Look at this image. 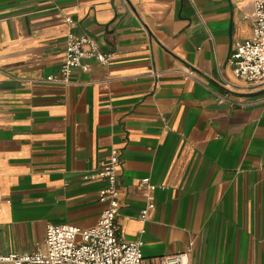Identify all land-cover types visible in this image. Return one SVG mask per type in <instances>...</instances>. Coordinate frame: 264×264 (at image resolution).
<instances>
[{
  "label": "crops",
  "instance_id": "crops-1",
  "mask_svg": "<svg viewBox=\"0 0 264 264\" xmlns=\"http://www.w3.org/2000/svg\"><path fill=\"white\" fill-rule=\"evenodd\" d=\"M256 1L0 0V256L35 253L50 225L95 228L107 183L85 176L117 148L119 240L144 264H264V90L229 62ZM70 35L111 64L36 83L60 76Z\"/></svg>",
  "mask_w": 264,
  "mask_h": 264
},
{
  "label": "built area",
  "instance_id": "built-area-1",
  "mask_svg": "<svg viewBox=\"0 0 264 264\" xmlns=\"http://www.w3.org/2000/svg\"><path fill=\"white\" fill-rule=\"evenodd\" d=\"M253 37L237 45L230 55V64L234 68L237 80L249 85L250 91L264 90V0L255 2ZM71 24V19H67ZM67 58L61 67L59 77H50L36 83L70 85L75 71H90L88 61L96 60L102 65L111 64V56L100 52L95 40L88 37L70 35L67 41ZM160 77L163 73H154ZM193 70L184 74L185 80H194ZM219 104H227L232 108L242 107L231 101L232 93L213 92ZM122 169L121 152L113 148L108 161L100 172L85 176V180L101 179L107 187L99 194V200L106 205L98 225L90 230H81L72 226H54L47 228L45 242L33 254H9L0 256V264H144L142 242L125 243L119 240L120 227L118 217L120 199L123 189L120 186ZM149 187L148 207L141 213V220L146 221L148 212L155 209L154 186L150 180L142 181ZM2 210L0 208V215ZM188 252L164 257L159 264H190Z\"/></svg>",
  "mask_w": 264,
  "mask_h": 264
}]
</instances>
